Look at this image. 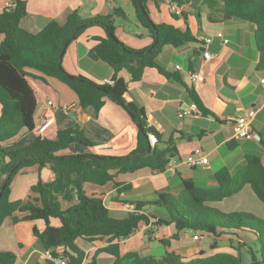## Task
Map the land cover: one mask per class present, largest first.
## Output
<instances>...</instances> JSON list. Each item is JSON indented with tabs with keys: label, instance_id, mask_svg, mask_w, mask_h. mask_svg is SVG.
Listing matches in <instances>:
<instances>
[{
	"label": "trees",
	"instance_id": "trees-1",
	"mask_svg": "<svg viewBox=\"0 0 264 264\" xmlns=\"http://www.w3.org/2000/svg\"><path fill=\"white\" fill-rule=\"evenodd\" d=\"M130 1L136 21L153 39L151 45L141 49L127 46L115 35V18H127L119 6L106 15L86 18L73 10L64 23L51 19L37 32H29L19 25L26 14L25 0H12L10 6L0 11V232L19 220H43L42 230L36 226L32 229L37 242L42 249H51L53 253L62 248L68 264H82L86 256L75 244L77 238L91 244L105 242L95 249L87 264H97L96 257L100 253L111 255V264H242L239 255L242 247H246L250 257L247 264H264V218L244 211L226 213L213 205L238 193L245 185H249L264 204V134L260 139L262 154H245L244 162L234 172L225 166L217 169L213 174L216 185L198 186L192 178L180 177L178 192L156 190L153 200H127L134 204V210H127L123 216L113 215L102 196L84 189L86 183L104 186L110 182L116 192L121 193L130 189L131 184L117 181L119 174L143 168L160 173L165 171L170 159L177 156L175 139L170 136L163 140L161 134L148 125L143 107L125 100L128 83L118 72L125 69L130 79L136 81L141 79L146 67H152L166 77L181 81L177 72L167 71L156 57L165 44L178 46L198 41L186 23L189 13L198 17L203 7L211 22L235 17L253 24V39L259 54L255 69L264 70V0H169L179 7L187 5L188 10L172 13L174 19L184 20V28L154 22L147 0ZM92 26L101 28L104 35L94 38L98 42L89 50V57L104 61L112 68L113 74L106 83L70 74L61 64L67 45ZM30 70L37 71L42 78L53 77L66 84L83 108L93 106L99 110L106 100L123 106L138 129L135 148L124 156L92 152L65 154L73 143L87 148L97 145L86 138L80 128L69 127L57 130L54 138L38 135L21 147L5 149V140L22 128H34L36 97L28 78L37 76ZM187 91L200 114L213 115L193 88ZM150 135L155 137L154 144L149 140ZM149 145H152L150 150ZM33 165L38 169L48 166L54 174L53 180L44 182L39 177L25 199H10L13 179ZM155 205L164 213L147 211ZM16 211L24 214L17 217ZM53 220H57V225L52 224ZM141 224L147 227L149 234L152 225L174 228L171 236L158 239L164 250L161 257L136 250L121 252L120 242L135 234ZM184 231H191L192 236L211 237L212 249L217 248V238L227 237L229 247L236 252L204 255V251L199 250L196 256L184 259L171 247V240H179ZM243 233L252 234L253 238L243 239ZM234 239L238 246L232 244ZM248 242H253L252 246ZM16 258L13 251L0 249V264H15Z\"/></svg>",
	"mask_w": 264,
	"mask_h": 264
},
{
	"label": "crops",
	"instance_id": "crops-1",
	"mask_svg": "<svg viewBox=\"0 0 264 264\" xmlns=\"http://www.w3.org/2000/svg\"><path fill=\"white\" fill-rule=\"evenodd\" d=\"M5 1L0 0V11L5 8ZM171 5L176 4L169 0H147L150 17L154 22H168L184 28L185 22L181 17L177 20L172 17V13L176 12L171 10ZM117 6L121 7L125 13L134 11L130 0H25L26 14L20 19L19 25L29 32H37L51 19L64 23L67 15L73 10L86 18L106 15ZM179 9L188 10L187 5L180 6ZM198 12L200 13L198 17L189 13L186 18L191 33L198 41L186 42L178 46L165 44L156 57L157 62L167 71L177 72L181 81L166 77L152 67H146L141 79L136 81L130 79L125 69L118 72V75L128 83V89L124 93L125 100L143 107L148 125L154 127L163 140L172 136L178 152L177 156L170 159L175 166L174 172L165 169L163 172L154 174L148 168H143L133 172L132 176L125 177L124 174H119L117 181L131 184L130 189L121 193H117L110 182L102 186L104 189L101 191L94 188L88 189L89 183L85 184L84 189L87 193L102 196L104 203L106 199L109 200L111 204L105 203V205L118 216L127 211L124 208L127 200H153L156 190L178 192H174L173 189H180V177H190L203 183V186H214L216 181L213 174L217 169L225 166L234 172L244 162L245 154H262L260 142L235 138L232 128L234 116L254 108L256 115L252 122V129L260 136L264 134V81H261L264 79V70L255 69L259 54L253 39L254 25L235 17L211 22L206 18L207 9L201 7ZM115 26V35L129 47L141 49L152 44V37L137 21L133 31L126 29L117 17ZM139 26L143 30H140ZM215 30L223 31L228 42L224 44L222 40L213 36L211 43L205 47L202 38ZM103 35L101 28L92 26L70 42L61 58L64 69L70 74L83 75L96 83L108 82L113 74L112 68L104 61L89 57V50L98 42L94 38ZM1 38L2 35H0ZM205 48L211 53L209 59L203 58L202 52ZM175 64H180L184 70L199 72L203 76V81L199 83L189 81L174 69ZM30 72L37 76L28 78L36 97L34 128L32 130L22 128L15 136L5 140L3 142L5 149L21 147L38 135L54 138L57 130L69 127L80 128L84 136L97 142V145L87 148L73 143L65 154L92 152L124 156L135 148L138 129L123 106L106 100L99 110H95L93 106L83 108L78 104L76 94L66 84L53 77L42 78L37 71L30 70ZM187 88H193L196 91L203 105L213 115H202L197 111L188 95ZM48 100L52 101V107L46 106ZM182 110H191L193 113L179 116ZM48 117H52L53 121L40 132L39 125L44 118ZM229 140L232 142L227 144ZM197 147L207 155V163L190 167L186 164L185 157ZM218 160L221 164L219 167ZM262 161L264 163L263 156ZM39 177L42 181L48 182L53 180L54 174L48 166L38 169L36 165L18 173L11 184L10 199H25L30 186ZM242 193L255 201L252 202L257 210L264 212V204L256 197L249 185H245L238 193L213 205L224 210L221 206L226 200L239 197ZM132 194H135V197H131ZM228 208L234 211L238 207L229 206ZM23 214V212H15L17 217ZM57 223V220L52 221L54 225ZM34 226L42 230L44 221L19 220L0 232V249L13 251L17 257L15 264L48 263L42 256L43 249L33 234ZM153 227L154 225L152 229ZM156 227L157 230L170 228L171 233L167 236H171L174 232L171 225ZM141 229L140 226L135 234L120 242L122 253L127 251L122 250V244L132 240L137 233H141ZM162 233L163 231L160 238L166 237ZM246 235L253 238L252 234H241L243 237ZM172 241L176 240H171L172 249L183 257L189 259L197 255L196 250L191 252L192 255H186L184 251L175 249ZM85 242L87 244L83 248L86 258L82 264H87L90 260L89 254L94 253L97 247L103 246ZM243 251H239L240 258ZM214 252L207 253L205 250L204 255ZM230 252L235 253L231 250ZM244 257L245 263L242 262V264H247L249 255L244 254Z\"/></svg>",
	"mask_w": 264,
	"mask_h": 264
},
{
	"label": "rangeland",
	"instance_id": "rangeland-1",
	"mask_svg": "<svg viewBox=\"0 0 264 264\" xmlns=\"http://www.w3.org/2000/svg\"><path fill=\"white\" fill-rule=\"evenodd\" d=\"M126 14H127V19L126 20H123L121 17H117V19L121 20V23L125 26L126 29L129 28V29H131L133 31L135 29L134 24H136L134 11L131 10L130 12H126ZM139 29L143 30L142 27H140V26H139ZM32 132L34 133V131H32ZM217 165H218V167L221 165L219 160L217 161ZM132 175H133V173L124 174L125 177L126 176H132ZM194 181H196V180H194ZM195 184L198 185V186H203L204 185L203 183H201L199 181H196ZM91 188L92 189L94 188V189H96L98 191H101V190L104 189L102 186H98V185H94V184L89 183L88 189H91ZM173 191L176 192L178 190L173 189ZM243 194L244 193L239 195V197H237V196L236 197H231L228 200H226L224 205L221 206V208L224 209L222 211L226 212V213L231 212V211H233V209L229 210L230 208H228V207L229 206H236L238 208H235L236 210H234V211L249 212V213H253V214H256V215L264 218V212H261V211L257 210V208H255L253 206V202H255V201H253V199H249L248 196L243 195ZM133 196L135 197V194L131 195V197H133ZM252 196H254V195H252ZM255 200H257V199H255ZM105 203L107 205L111 204V202H109V200H107V199H106ZM150 210L153 213H155V214L164 213L156 205L153 206V207H148L147 211H150ZM124 214L125 213H123L121 216H123ZM113 215L118 216V215H116L114 213H113ZM141 227H142L141 233H137L132 240H128L127 242L122 244V250L125 251V250H128V249L134 248L135 250H137V251H139L141 253L153 254L156 257H161L163 255V253H164V250H163V246L158 242V239L161 237L160 234H161L162 231H163L162 234H164V236L168 237L167 235H170L171 229L168 228V227H165L163 229H158L157 230L156 229L157 227L154 226L153 229H151V233L149 234V233H146L147 232L146 231L147 227L145 225L141 224ZM192 234L193 233L191 231L182 232L180 234V239L179 240L172 241L173 242V247L175 249H180V251H184L186 253V255L187 254H191V252L195 251V250L197 251V254H198L199 250H203L202 248H204L207 251V253H212L213 251L217 252V251H230V250L236 252L234 249L229 247V242L230 241L228 240L227 237L217 238V241H216L217 248H215V250H213L210 247V245L212 243V238L211 237L204 235V236H201V238L199 240H195V239L192 238ZM242 238L246 239V240H249V241L251 240V237H249L248 235H246L244 237L242 236ZM103 243H104V241H97L96 245L97 246L104 245ZM248 243L251 246L253 244V242H248ZM75 244L81 250H83L85 252L83 246L85 244H87V243L83 239H81V238L76 239L75 240ZM232 244L234 246H238L237 240L234 239L232 241ZM242 250H244L243 251L244 253L241 255V261L245 263L244 254H248V253L246 251V247H242L240 249V252ZM91 253L88 256L89 259H91L92 255H93V253L92 254ZM188 257H190V256H188ZM112 258H113L112 256H110V255H108L106 253L105 254L104 253L103 254H99L96 257V263L97 264H110V261L112 260ZM84 259H83V261H84ZM184 259H188V258L184 257ZM249 259H250V257H249Z\"/></svg>",
	"mask_w": 264,
	"mask_h": 264
},
{
	"label": "built area",
	"instance_id": "built-area-1",
	"mask_svg": "<svg viewBox=\"0 0 264 264\" xmlns=\"http://www.w3.org/2000/svg\"><path fill=\"white\" fill-rule=\"evenodd\" d=\"M12 4V0H6L5 1V7L10 6ZM171 10L179 13V7L177 5H171ZM213 36L219 38L222 40V42L225 44L228 42V38L224 36L223 31L221 30H215L212 34L205 35L202 38L203 45L207 47L211 41ZM204 59H209L211 57V53L207 48L203 50L202 52ZM174 69L183 74L186 79H188L191 82L199 83L203 81V76L197 71L192 70H184L180 64H175ZM263 82L264 79H261ZM49 107L53 106V103L51 100L47 101V105ZM193 112L191 110H182L179 112V116L184 115H191ZM256 110L254 108H249L246 112L243 114L236 115L232 118V128H233V136L235 138L239 139H247V140H255L260 142L261 136L256 131L252 129V122L255 118ZM53 121L52 117L44 118L41 122V124L38 127V130L42 132L51 122ZM149 140L151 144H154L155 137L153 135L149 136ZM207 155L202 151L201 148L197 147L193 149L187 156L185 157V162L190 167H195L199 165H204L207 163ZM166 169L169 171L174 172L175 166L171 161L168 162ZM124 208L128 211L134 210V204L131 203H125ZM193 239L199 240L201 238V235L194 234ZM42 256L50 263V264H68L67 262V256L63 252L62 248L58 249L56 253H53L51 249H43L42 250Z\"/></svg>",
	"mask_w": 264,
	"mask_h": 264
},
{
	"label": "water",
	"instance_id": "water-1",
	"mask_svg": "<svg viewBox=\"0 0 264 264\" xmlns=\"http://www.w3.org/2000/svg\"><path fill=\"white\" fill-rule=\"evenodd\" d=\"M156 39H157V34H156V30H155L154 41H156ZM128 114H129V113H128ZM129 115H130V114H129ZM130 116H131V115H130ZM151 147H152V145H149V146H148V150H150ZM1 190H2V188H1ZM1 190H0V195H1Z\"/></svg>",
	"mask_w": 264,
	"mask_h": 264
}]
</instances>
